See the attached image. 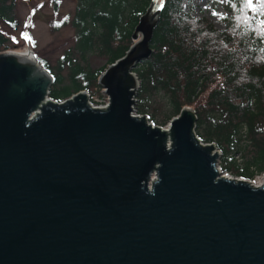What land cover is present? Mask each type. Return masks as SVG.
Returning a JSON list of instances; mask_svg holds the SVG:
<instances>
[{
	"label": "water",
	"instance_id": "1",
	"mask_svg": "<svg viewBox=\"0 0 264 264\" xmlns=\"http://www.w3.org/2000/svg\"><path fill=\"white\" fill-rule=\"evenodd\" d=\"M163 6L100 75L104 109L52 101L37 62L0 54V264H264V177L227 178L189 107L165 130L135 115Z\"/></svg>",
	"mask_w": 264,
	"mask_h": 264
},
{
	"label": "trees",
	"instance_id": "2",
	"mask_svg": "<svg viewBox=\"0 0 264 264\" xmlns=\"http://www.w3.org/2000/svg\"><path fill=\"white\" fill-rule=\"evenodd\" d=\"M151 1L76 0L72 27L77 57L67 54L63 59L67 82L62 63L54 73L38 59L54 79L50 98L62 102L92 84L99 89L100 75L133 45L132 33ZM14 2L0 0V23H15ZM186 9H192V0L164 1L153 54L134 70L140 81L135 110L153 122L149 98L164 96L170 110L166 125L191 107L197 116L196 135L221 151L222 171L249 180L264 173V0H253L251 8L245 0H225L229 16L224 32L193 19ZM3 45L0 34V53L11 51ZM93 55L106 62L95 72L85 64ZM236 154L242 165L235 161ZM227 162L235 171L224 167Z\"/></svg>",
	"mask_w": 264,
	"mask_h": 264
},
{
	"label": "rangeland",
	"instance_id": "3",
	"mask_svg": "<svg viewBox=\"0 0 264 264\" xmlns=\"http://www.w3.org/2000/svg\"><path fill=\"white\" fill-rule=\"evenodd\" d=\"M75 8L76 0H15L13 5L15 23L13 25L0 23V34L4 38L2 48L7 47L11 50L10 52L20 54L32 51L35 58L46 61L54 73H57L62 63L65 68L63 76L66 80L68 68L63 59L67 54L70 57H77L73 52L77 41L75 30L72 27ZM185 12H190L195 20H205L220 32L226 30L225 18L229 14L225 9V0H192V9H186ZM105 63L103 58L93 55L87 59L85 64L92 72H95ZM87 94L90 95L89 100L94 107H104L108 103L107 96L94 84L88 86ZM148 104L149 115L154 117L152 124L167 128L168 123L163 125L170 115L166 98L160 95L150 97ZM220 158L219 166H221ZM235 161L239 165L243 164L240 154H236ZM224 167L235 171L234 165L230 162L224 164ZM227 174L232 178L235 177L231 173ZM262 181L263 174L261 173L255 174L249 180L246 179V182L254 185Z\"/></svg>",
	"mask_w": 264,
	"mask_h": 264
},
{
	"label": "snow or ice",
	"instance_id": "4",
	"mask_svg": "<svg viewBox=\"0 0 264 264\" xmlns=\"http://www.w3.org/2000/svg\"><path fill=\"white\" fill-rule=\"evenodd\" d=\"M245 2L247 3L249 8L253 7V0H245ZM261 23L264 24V21H261Z\"/></svg>",
	"mask_w": 264,
	"mask_h": 264
},
{
	"label": "bare ground",
	"instance_id": "5",
	"mask_svg": "<svg viewBox=\"0 0 264 264\" xmlns=\"http://www.w3.org/2000/svg\"><path fill=\"white\" fill-rule=\"evenodd\" d=\"M19 55H24V54H19ZM28 56H30L32 59L34 58L33 56H31V55H29V54H27Z\"/></svg>",
	"mask_w": 264,
	"mask_h": 264
}]
</instances>
